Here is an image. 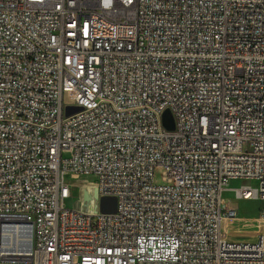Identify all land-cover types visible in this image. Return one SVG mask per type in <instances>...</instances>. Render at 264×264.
I'll list each match as a JSON object with an SVG mask.
<instances>
[{
  "label": "built area",
  "instance_id": "2783aa9c",
  "mask_svg": "<svg viewBox=\"0 0 264 264\" xmlns=\"http://www.w3.org/2000/svg\"><path fill=\"white\" fill-rule=\"evenodd\" d=\"M236 179L252 240L221 234ZM21 230V264H264V0H0V247Z\"/></svg>",
  "mask_w": 264,
  "mask_h": 264
},
{
  "label": "rangeland",
  "instance_id": "374dc122",
  "mask_svg": "<svg viewBox=\"0 0 264 264\" xmlns=\"http://www.w3.org/2000/svg\"><path fill=\"white\" fill-rule=\"evenodd\" d=\"M162 168L154 166L152 169V183L155 185L162 184L161 180ZM69 181L74 183V187L70 191L69 200L66 201V206H75L81 196L87 201L88 208L95 202V191L91 176L79 175L69 178ZM77 183H81V193L77 187ZM241 185H249L255 187L256 182L253 180H229L227 189L222 192L221 196L225 201V218L221 220V234L226 239L232 240H252L260 231L262 223L257 218L260 208V201L249 199H236L233 196L231 188ZM229 209V210H228ZM0 264H10L2 260Z\"/></svg>",
  "mask_w": 264,
  "mask_h": 264
},
{
  "label": "bare ground",
  "instance_id": "6f19581e",
  "mask_svg": "<svg viewBox=\"0 0 264 264\" xmlns=\"http://www.w3.org/2000/svg\"><path fill=\"white\" fill-rule=\"evenodd\" d=\"M224 218H222L223 220ZM221 228V224H220ZM27 244V234L25 231L21 230L17 235H13L12 233L7 234L0 250L3 252L4 260H11V262H7L10 264H21V252L23 248ZM8 252V253H7ZM17 259V260H12Z\"/></svg>",
  "mask_w": 264,
  "mask_h": 264
},
{
  "label": "water",
  "instance_id": "95a60500",
  "mask_svg": "<svg viewBox=\"0 0 264 264\" xmlns=\"http://www.w3.org/2000/svg\"><path fill=\"white\" fill-rule=\"evenodd\" d=\"M80 110L79 106L69 105L64 108V115H69ZM162 125L165 129H173V120L168 110H164L161 116ZM97 207L99 212H113L115 208V200L110 196H100L97 199Z\"/></svg>",
  "mask_w": 264,
  "mask_h": 264
}]
</instances>
